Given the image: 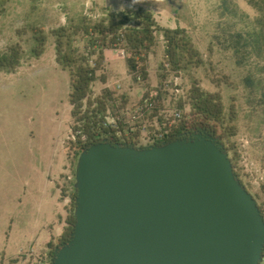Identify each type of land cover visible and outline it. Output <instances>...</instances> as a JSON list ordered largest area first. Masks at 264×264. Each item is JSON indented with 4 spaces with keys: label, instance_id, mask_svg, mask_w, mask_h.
<instances>
[{
    "label": "rangeland",
    "instance_id": "374dc122",
    "mask_svg": "<svg viewBox=\"0 0 264 264\" xmlns=\"http://www.w3.org/2000/svg\"><path fill=\"white\" fill-rule=\"evenodd\" d=\"M125 1L150 11L162 27H183L203 62L179 73L168 70L166 63L163 69L165 42L161 32H157L148 66L156 68L159 64L157 75L152 72L150 79L147 75L138 82L131 75L130 79L126 69L118 72L110 89L120 99L122 92H128L129 101L140 98L145 90L156 89L162 106L177 107L183 112L189 109L186 95L194 81L204 90L219 91L226 116L230 104H234L232 121L236 131L229 143L236 150L238 177L257 204L263 206L264 0ZM119 3V0H0V50L19 44L24 53V60L14 73L0 74V248L8 247L13 238L10 218L4 211L9 203L4 196L9 192L15 167L40 139L46 148L50 135L58 136L68 146L73 123L67 109L69 74L57 62L54 64V36L50 30L92 24L114 12L105 10V15L93 17L89 7L100 13L106 9L104 5L114 7ZM37 28L47 34L41 58L32 55ZM84 44L85 38L77 36L72 45L75 52H82ZM147 60L148 57L144 66L148 65ZM104 70V67L99 70L98 75ZM100 81L99 78L91 85L94 94H98ZM67 152L74 161L71 169L75 173L81 149L74 155L71 143ZM75 183L74 178L73 189Z\"/></svg>",
    "mask_w": 264,
    "mask_h": 264
},
{
    "label": "water",
    "instance_id": "95a60500",
    "mask_svg": "<svg viewBox=\"0 0 264 264\" xmlns=\"http://www.w3.org/2000/svg\"><path fill=\"white\" fill-rule=\"evenodd\" d=\"M70 238L50 264H260L264 217L205 131L81 151Z\"/></svg>",
    "mask_w": 264,
    "mask_h": 264
},
{
    "label": "trees",
    "instance_id": "16d2710c",
    "mask_svg": "<svg viewBox=\"0 0 264 264\" xmlns=\"http://www.w3.org/2000/svg\"><path fill=\"white\" fill-rule=\"evenodd\" d=\"M157 32H161L165 42L163 69H166L164 65L166 63L170 68L168 70L179 73L188 66H197L203 62L200 51L195 47L183 27H162L150 11L142 8L109 13L108 16L89 25L81 24L71 26V28L61 26L50 30L54 36L55 60L69 74L68 96L72 105L71 115L73 119L71 130H81L87 137V141H82V134H78L72 143L74 147L82 151L90 144L103 138L113 143H127L136 146V142L131 139L121 142L110 138V129L102 127L99 123V117L106 106L117 100L124 103L123 97L121 100L107 87L103 88L100 93L94 94L91 85L99 78L105 81L104 73L99 76L97 72L102 70L104 66V50L106 48L124 49L126 52L125 60L132 79L136 81V71L143 79H146L147 71L144 62L148 52L155 44ZM46 35L37 28L34 35L35 44L32 48L34 57L43 53ZM77 36L85 38L82 52H75L72 45ZM23 60L24 53L19 44H13L4 50H0V72L16 71ZM186 98L189 109L183 112L181 120L164 141L205 131L222 143L230 158L233 170L238 176L239 173L234 160L236 150L233 149L234 144L229 143L230 137L236 131V126L232 121L235 117L234 104H230V111L226 116L221 93L204 90L195 81L188 89ZM179 104L181 107L183 106L181 101ZM67 143V149H69L71 143ZM240 181L242 182L241 179ZM76 195L77 190L74 186L66 217L67 225L57 239L56 246L66 242L71 236L75 222ZM259 208L261 209L260 205ZM50 253L53 257L54 248Z\"/></svg>",
    "mask_w": 264,
    "mask_h": 264
},
{
    "label": "crops",
    "instance_id": "0c3cea01",
    "mask_svg": "<svg viewBox=\"0 0 264 264\" xmlns=\"http://www.w3.org/2000/svg\"><path fill=\"white\" fill-rule=\"evenodd\" d=\"M119 1L120 3L114 7L104 5L106 9L100 13L93 10L92 7H89V10L93 12V17H96L105 15V10L120 13L123 12L120 9L126 11L137 8L134 2ZM116 52L115 48L104 50L103 67L107 72L102 71L105 81H100L97 88L99 91L97 90L96 93L101 92L105 87H113L116 82L113 81L118 72H124L127 69V74L130 77L125 58L118 57ZM162 53L164 54V49ZM43 55L44 52L38 58ZM147 57L148 65L145 68L150 79L152 72L157 75L159 64L156 68L148 67L150 52ZM53 59L54 64H57L55 52ZM1 73L6 74V72ZM122 93L124 103L135 101L128 100V92ZM71 108L72 105L69 102L67 109L70 115ZM67 153V145H64L62 139L56 135H50L46 148L42 146V139H40L34 150L29 152L27 157H22L19 165L15 167L14 174L11 176L9 192L4 196V201L9 203V207H5L4 211L10 218L13 238L8 247L0 248V264H49L51 262L50 251L56 247V241L67 225L68 206L64 204L58 187L62 173L68 166L71 168L72 164L74 166V161L68 157ZM71 185L73 187V184ZM20 238H22L21 243Z\"/></svg>",
    "mask_w": 264,
    "mask_h": 264
},
{
    "label": "built area",
    "instance_id": "2783aa9c",
    "mask_svg": "<svg viewBox=\"0 0 264 264\" xmlns=\"http://www.w3.org/2000/svg\"><path fill=\"white\" fill-rule=\"evenodd\" d=\"M116 49L117 56L125 58V50L122 48ZM135 76L138 82L142 79L137 71ZM119 88L120 85L117 84L116 89ZM158 96V90L149 89L145 90L140 98L135 101L122 103L117 100L106 106L99 117V123L102 127L110 129L109 137L114 140L126 142L131 139L136 142L138 147L158 144L169 136L183 116V111L180 108H169L160 105ZM78 134H82V141H87V137L81 130L72 131L71 129L67 141L73 143ZM78 151L79 149L75 147L74 155ZM69 167L62 173L58 184L64 204L68 207L71 204L73 190L71 184L75 178L74 171ZM260 210L264 216V204Z\"/></svg>",
    "mask_w": 264,
    "mask_h": 264
},
{
    "label": "flooded vegetation",
    "instance_id": "af4514ba",
    "mask_svg": "<svg viewBox=\"0 0 264 264\" xmlns=\"http://www.w3.org/2000/svg\"><path fill=\"white\" fill-rule=\"evenodd\" d=\"M191 135H193V134H190L189 136H191ZM260 264H264V249H263V252H262V259H261Z\"/></svg>",
    "mask_w": 264,
    "mask_h": 264
},
{
    "label": "clouds",
    "instance_id": "9594fccd",
    "mask_svg": "<svg viewBox=\"0 0 264 264\" xmlns=\"http://www.w3.org/2000/svg\"><path fill=\"white\" fill-rule=\"evenodd\" d=\"M120 11H124V9H120Z\"/></svg>",
    "mask_w": 264,
    "mask_h": 264
}]
</instances>
